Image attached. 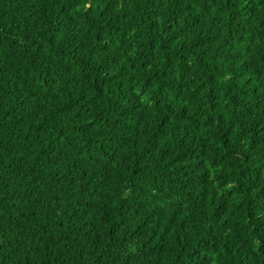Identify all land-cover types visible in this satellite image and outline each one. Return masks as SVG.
Masks as SVG:
<instances>
[{
	"label": "trees",
	"instance_id": "trees-1",
	"mask_svg": "<svg viewBox=\"0 0 264 264\" xmlns=\"http://www.w3.org/2000/svg\"><path fill=\"white\" fill-rule=\"evenodd\" d=\"M0 264H264V0H0Z\"/></svg>",
	"mask_w": 264,
	"mask_h": 264
}]
</instances>
